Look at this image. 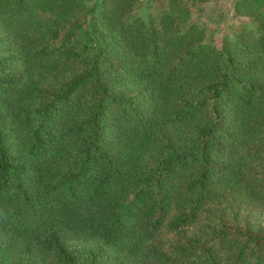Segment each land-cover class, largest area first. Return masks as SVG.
Instances as JSON below:
<instances>
[{
	"label": "trees",
	"instance_id": "trees-1",
	"mask_svg": "<svg viewBox=\"0 0 264 264\" xmlns=\"http://www.w3.org/2000/svg\"><path fill=\"white\" fill-rule=\"evenodd\" d=\"M207 1L0 0V264H264V0Z\"/></svg>",
	"mask_w": 264,
	"mask_h": 264
},
{
	"label": "rangeland",
	"instance_id": "rangeland-1",
	"mask_svg": "<svg viewBox=\"0 0 264 264\" xmlns=\"http://www.w3.org/2000/svg\"><path fill=\"white\" fill-rule=\"evenodd\" d=\"M232 1L208 0L200 9L193 12L195 20L206 26L208 34L215 40H220L225 31L233 25L230 8ZM138 3L137 1L136 4ZM142 11L143 9L140 10Z\"/></svg>",
	"mask_w": 264,
	"mask_h": 264
}]
</instances>
